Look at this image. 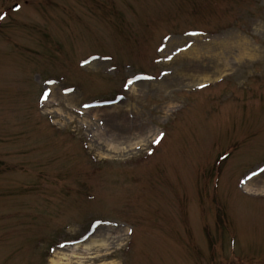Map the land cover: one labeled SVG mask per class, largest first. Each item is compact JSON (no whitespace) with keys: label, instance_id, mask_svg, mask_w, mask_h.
Returning a JSON list of instances; mask_svg holds the SVG:
<instances>
[{"label":"rangeland","instance_id":"1","mask_svg":"<svg viewBox=\"0 0 264 264\" xmlns=\"http://www.w3.org/2000/svg\"><path fill=\"white\" fill-rule=\"evenodd\" d=\"M0 17V264H67L118 225L71 264H264V191L245 187L264 179V0H0ZM145 126L125 153L93 135Z\"/></svg>","mask_w":264,"mask_h":264},{"label":"bare ground","instance_id":"2","mask_svg":"<svg viewBox=\"0 0 264 264\" xmlns=\"http://www.w3.org/2000/svg\"><path fill=\"white\" fill-rule=\"evenodd\" d=\"M174 78V77H173ZM175 79V78H174ZM203 79V78H202ZM209 77L205 78L204 80H208ZM52 90L50 92L49 99L55 100L56 99V87L54 85H51ZM73 95H68L67 99L69 101V104H71ZM101 107H95L88 109L89 113L93 112L94 116H97V113L99 114V110ZM148 127L145 126L144 128H140L139 130V135H134L131 137L130 134L127 135V137H124L126 141V145L123 147H120L119 144L123 143L122 140V134L123 132L119 130L118 133L109 131V132H104L101 129H97L95 133L93 134L96 139L103 140L105 141V146L104 148L101 149V154H107L109 155L110 153L112 154H117V153H125L128 150L137 147L139 145H143L145 142V136H144V130L147 129ZM103 129V128H102ZM136 130V128H135ZM150 132H152L151 128H148ZM135 134V133H132ZM137 138L135 141L134 139ZM245 187L252 193H258L260 191H264V179L259 180L258 178H253L250 181H248L245 184ZM115 232L106 230V227H98L96 230H94L92 233H90L87 238L84 240V242L80 244H72L69 246L70 255H66V263L71 264V258L74 256L77 258V260L80 262L82 261V258L80 257L81 254L78 250H81L82 252H102L103 250H108L111 246L113 247L114 245H117L119 241L122 239V236L127 232L128 227L125 225H118L113 228ZM121 243V242H120ZM119 243V244H120ZM64 255V253H63ZM100 255V254H99ZM63 258L59 257L58 259H54V264H62L63 262L61 261Z\"/></svg>","mask_w":264,"mask_h":264},{"label":"snow or ice","instance_id":"3","mask_svg":"<svg viewBox=\"0 0 264 264\" xmlns=\"http://www.w3.org/2000/svg\"><path fill=\"white\" fill-rule=\"evenodd\" d=\"M0 18H2V17H0Z\"/></svg>","mask_w":264,"mask_h":264}]
</instances>
